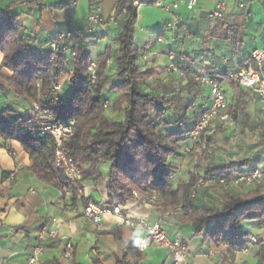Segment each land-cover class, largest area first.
Returning <instances> with one entry per match:
<instances>
[{"label": "trees", "instance_id": "16d2710c", "mask_svg": "<svg viewBox=\"0 0 264 264\" xmlns=\"http://www.w3.org/2000/svg\"><path fill=\"white\" fill-rule=\"evenodd\" d=\"M135 1H119L116 10V18L121 20L122 25L117 39L119 45L115 50L112 44H108L105 52L98 57L95 78L91 77L89 71L93 61L89 38L82 40V36L74 37L67 44L75 52L72 59L64 53L53 54L48 48L38 50L39 45L17 23V15L12 11V6L6 10L0 9V50L3 53L0 94L5 98L13 94L28 105L39 101L55 121H75V136L66 142L67 151L81 168L84 180L102 182L105 177L100 167L102 164H110L106 177L107 206H124L134 198L135 193L142 196L155 194L158 198L155 205L162 212L183 206L186 211L181 222L191 226L194 237H202L204 242H210L216 248L224 246L226 256L223 264H228L229 256L234 257L251 244L249 237L252 234L244 224L258 222L264 225V194L258 191L227 192L221 205H200L191 197L197 178L192 173L190 180H180L175 185V168L171 159L182 155L181 145L191 141L190 133L200 118L192 120L188 116L207 89L201 88L195 82V77L206 74L224 78L231 69L219 73L207 69V73H202L196 68L194 60L189 64L184 62L187 55L181 52L177 55L180 60L174 59L173 63L176 72L180 70L189 78L188 83L182 86L191 93L196 91L194 99L182 104L180 96L168 93V86H162L165 87L163 90L159 87L162 92L166 89L164 93L167 94L148 91L151 88L149 80L156 74V69L140 63L144 52L135 40L139 16ZM139 1L151 6L167 0ZM23 3L26 2H17L15 5ZM66 5L61 4L60 7ZM123 9L126 13L122 12ZM114 53V60L111 59L109 65L108 60ZM113 63L115 69L110 74L108 67ZM66 64L70 68V79L65 83V95L56 100L52 90L62 78L61 69ZM3 69L12 75L4 74ZM112 79L116 81L111 90L120 93L112 110L124 113L120 121L107 115L106 105L109 104L111 108V104L103 96L105 87ZM208 108L202 105L201 114ZM33 125H36V121L21 109L0 104V140L21 143L34 162L32 171L42 180L59 186L63 180L62 172L53 165L54 140L44 135L33 137L21 132ZM259 130L263 131L261 143L264 144V124L258 123L251 127L252 132ZM211 141L210 137L209 145ZM8 150L12 153L11 149ZM258 160L259 155L256 153L243 161L198 168L205 177L232 180L254 170ZM9 176L3 174V178ZM76 198L77 192L73 191L72 201ZM88 201L90 203L91 200ZM111 234L122 245V255L117 258L116 264H139L145 259L146 255L139 250L135 238L126 234L122 227H117ZM256 258V264H264V239L258 242ZM71 260L74 261V252ZM94 264H99L98 260L94 259Z\"/></svg>", "mask_w": 264, "mask_h": 264}, {"label": "crops", "instance_id": "0c3cea01", "mask_svg": "<svg viewBox=\"0 0 264 264\" xmlns=\"http://www.w3.org/2000/svg\"><path fill=\"white\" fill-rule=\"evenodd\" d=\"M21 1L26 3L15 5ZM70 1L0 0V9L6 10L12 6V11L17 15V23L38 45L46 44L62 33L81 32L82 40L89 38L93 60H97L105 52L108 44H112L116 50L122 25L119 18L114 20L111 18L116 13L120 0H103L99 8V13L105 22L103 26H94L88 22L92 12L90 0H78L75 10L69 7ZM244 1L245 7L240 8L239 0H232L228 15L215 24L207 17V12L214 8V0H202L195 8L199 12L198 15L192 19L178 20L180 30L187 32L186 35L189 33L187 37L195 38L193 42L183 43L182 53L187 55L184 62L189 64L194 60L196 67L198 66L202 73H207V69H210L209 72L219 73L241 67L252 68V51L264 47V0ZM61 4L67 5L60 7ZM179 28H172L169 44L172 45L181 39L178 37ZM159 31L160 34L163 32L161 28ZM143 52L148 56H161L162 58L159 59L165 63L168 61L165 55H159L161 51H152V45L149 43L145 45ZM177 53L181 52L177 51ZM114 57L115 53L111 59L114 60ZM176 57L180 60L178 56ZM2 61L3 53L0 50V67ZM111 69L114 72V63ZM2 72L8 76L12 75L7 69H3ZM114 82L115 79H112L103 91V96L111 104V109L120 97L119 92L111 90ZM222 87L227 94L231 110L236 112L235 118L239 121V116L242 115L248 131L252 132L251 127L258 123L264 124V107L256 95L227 79L222 81ZM148 91L155 93L151 88ZM203 94L206 103L202 105L205 108L210 107L209 89ZM0 104H8L18 109L29 106L26 102L15 98L13 94L6 98L0 94ZM111 109L110 114H107L110 118L123 120V112ZM258 132L261 138L260 146L254 153L259 155L256 167H264V144L261 143L263 131L253 133ZM184 144L189 146L190 142ZM8 149H11L12 153ZM33 164V160L21 143L0 140V264H27L29 253L36 244V234L43 230L56 229L60 237L57 242L47 245L42 258L43 264H94V259L98 260L99 264H116L117 258L122 255V245L111 234L113 230L122 227L126 234L135 238L137 245L144 238L143 231L134 232L125 227L120 216H105L101 227H96L84 216V207L88 204V199L96 203L107 201L106 177L110 164H102L100 167L105 177L102 182L84 181L88 198H80L77 195L75 201H72V196H66L58 185L48 183L37 176L32 171ZM4 173L10 176L3 178ZM61 176L65 181L63 173ZM231 193H238V190ZM198 204L203 205L199 202ZM124 207L135 216L147 217L152 223H155L162 214L158 205H142L135 198L128 200ZM244 227L251 234L264 237V225L247 222ZM164 228L170 238L174 239L179 235L184 239L188 250L187 264H219L217 260L208 259L206 256L209 249L214 247L213 244L204 242L202 237H194L189 224L181 222V219L167 220L164 222ZM68 242L73 246L74 261L65 257V244ZM143 253L146 257L139 264H174V258L170 257L163 248L155 246ZM256 262L257 259L255 264Z\"/></svg>", "mask_w": 264, "mask_h": 264}, {"label": "built area", "instance_id": "2783aa9c", "mask_svg": "<svg viewBox=\"0 0 264 264\" xmlns=\"http://www.w3.org/2000/svg\"><path fill=\"white\" fill-rule=\"evenodd\" d=\"M202 0H186L187 8L189 10L195 9ZM103 0H92L91 9L88 22L94 26H103L105 22L99 13V8ZM78 4V0H71L69 7L75 10ZM135 6L140 9L146 4L141 3L139 0L135 1ZM245 1L239 0V7H245ZM157 8H164L171 11L179 8V2H175L173 5H165L162 1L155 4ZM229 0H214V8L207 12V17L212 23H217L228 15L229 13ZM126 13V10H122ZM117 14H113L112 20L116 19ZM170 26V25H169ZM82 36L81 32H69L62 33L56 36L55 39L38 46V50H44L46 48L52 50L53 54L64 53L70 59L75 57V52L72 51L67 44L70 43L74 37ZM159 43H163L162 37L158 38ZM251 59L253 60L252 68H237L231 69L223 77H210L206 74L198 75L195 77L201 88H207L210 91V107L206 109L200 116L197 124L190 133V140L195 144H199L202 150H205L209 144V138L215 130L211 129L213 122L217 119H222L224 123H227V116H223L222 113L228 108V98L225 90L222 87V79L230 80L236 86L247 89L256 95L263 107H264V47L256 48L252 51ZM173 55H169L170 69L176 71V67L173 63ZM108 64H111V58L108 60ZM96 60L91 62L89 71L91 77L95 78ZM62 78L55 85L52 90L53 97L58 100L61 96L65 95V83L70 79V68L66 64L61 69ZM109 108V104L106 105ZM21 111L31 116L36 125L26 127L21 130L23 134H31L33 137L38 135H44L45 137L52 138L55 142L54 150V162L53 165L57 170H60L65 181L59 182L61 191L68 197L72 196L73 191L77 192L78 197L88 198L86 187L84 186V178L81 168L76 163L75 159L70 156L66 148V142L75 136V121H55L53 115L47 110H44L39 101H35L27 107L21 109ZM236 116V112L232 114ZM187 153L192 152V148L186 149ZM198 175L197 171L194 172ZM206 183H212L220 186L223 189H241L251 186L264 185V167H256L250 172L240 174L232 180L225 178H212L204 177L199 179L197 185L199 187L205 186ZM196 188L192 191L191 197H196ZM134 198L139 204H157L158 198L155 194L151 196H142L138 193L134 194ZM185 208L178 206L174 210L167 211L160 216V218L152 223L147 217L135 216L123 205L117 204L114 207L106 205L105 201L102 202H90L84 207L85 218L95 225L101 227L105 216L115 215L120 216L123 220V225L128 229L136 232L143 231L145 236L138 244V248L141 252H145L151 247H160L165 249L170 257L174 258V264H187V246L183 239L178 235L174 239L170 238L167 231L164 228V222L178 221L185 216ZM59 233L56 229L43 230L36 234V244L32 247L27 264H43L42 258L45 249L49 243L57 242L59 240ZM249 239L252 243H257L255 236H250ZM66 254L65 257L69 260L72 259L74 252L73 246L70 242L65 244ZM244 249L242 252H246ZM211 252L209 254H214Z\"/></svg>", "mask_w": 264, "mask_h": 264}, {"label": "rangeland", "instance_id": "374dc122", "mask_svg": "<svg viewBox=\"0 0 264 264\" xmlns=\"http://www.w3.org/2000/svg\"><path fill=\"white\" fill-rule=\"evenodd\" d=\"M175 2H179V8L173 9L171 11L165 10L164 8H157L155 5L145 6L140 9V16L136 23V43L140 49H144L147 43L152 45V51H161L159 55L166 56L168 60L166 63L160 60L161 56H148L143 55L140 63L146 67H154L156 69V74L149 80L151 84V90L155 94H167L161 91L162 86H168V93H175L177 96L182 98V104H186L188 101L194 99L195 93H191L189 89H185L182 86L184 83L187 84L189 78L184 76V74L178 70L172 71L170 69L169 54L173 55L174 59L177 57V51H183V43L187 41H195L194 37H187L183 29L180 30V23L178 20H190L194 16L198 15V10H188L187 4L183 0H167L163 1L165 5H173ZM232 0H229V5ZM169 24H171L169 26ZM163 31L160 34L159 29ZM172 28H179V36L181 39L175 41L172 45L169 44L172 38ZM158 37L164 39V43L158 42ZM172 48V50H170ZM168 49L170 51H168ZM177 50V51H176ZM146 52V50H144ZM167 53H163V52ZM174 61V60H173ZM150 63V64H149ZM2 65V64H1ZM1 68V67H0ZM196 68H199L198 66ZM200 69V68H199ZM108 72L112 74L111 67H108ZM11 73V72H10ZM116 81V79H115ZM159 87H162L159 89ZM155 88V89H154ZM157 88V89H156ZM174 88H176L174 92ZM208 91V90H207ZM200 96V95H199ZM206 103V97L202 94L194 108L189 111V117L194 120L198 119L201 115V106ZM236 106L235 104H233ZM110 109H107V114H110ZM112 110V109H111ZM230 104L225 112L222 113L223 116H227V123H224L222 119H217L213 122L211 129L215 130L211 135L212 141L210 145L208 144L205 150H202L197 143L190 141V145H181L182 155L178 158H172L171 162L174 164L175 176L173 177L174 184H177L180 180H190L192 173L197 178L194 188H196L195 202L207 205L214 203L216 205H221L222 198L227 192H233L238 190L240 193H249L253 191H258L264 194V185L244 187L241 189H223L218 185L212 183H206L205 186L199 187L197 185L199 179H203L204 173L198 168V166H222L227 165L231 161L241 160L254 154L260 146V133H253L247 130V126L243 120L242 115L236 119L232 114ZM191 147L192 152L187 153V148ZM207 150V153H206ZM197 171L198 175L194 172ZM208 177V176H206ZM194 190V189H193ZM192 190V191H193ZM167 212V211H166ZM165 212H162L164 214ZM161 214V215H162ZM246 228V227H245ZM145 236V234H144ZM257 239V243L249 244L246 248V252H238L234 257L229 256L227 261L228 264H255L256 256L258 252V242L264 238L259 234H252ZM251 241V240H250ZM215 252L213 255L210 252ZM208 259L217 260L219 264H223L225 260V248L209 249L206 255Z\"/></svg>", "mask_w": 264, "mask_h": 264}]
</instances>
